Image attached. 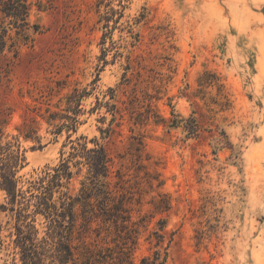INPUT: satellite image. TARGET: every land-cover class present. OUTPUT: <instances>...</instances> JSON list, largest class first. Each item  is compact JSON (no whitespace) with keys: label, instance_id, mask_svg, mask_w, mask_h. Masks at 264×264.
I'll use <instances>...</instances> for the list:
<instances>
[{"label":"rangeland","instance_id":"1","mask_svg":"<svg viewBox=\"0 0 264 264\" xmlns=\"http://www.w3.org/2000/svg\"><path fill=\"white\" fill-rule=\"evenodd\" d=\"M29 1L39 30L0 55V145L27 198L70 160L55 221L25 211L44 263L264 264V0ZM5 157L0 264H23Z\"/></svg>","mask_w":264,"mask_h":264},{"label":"trees","instance_id":"2","mask_svg":"<svg viewBox=\"0 0 264 264\" xmlns=\"http://www.w3.org/2000/svg\"><path fill=\"white\" fill-rule=\"evenodd\" d=\"M31 9L32 4L29 0H0V28L2 29V33L0 34V55L7 47H11L12 49L15 48L20 38L27 39L29 37L27 34L29 29L33 28L35 31L39 30L40 26L38 24H31L28 20ZM7 20L8 24L15 29L18 40L10 34L9 29L12 28L5 25ZM83 95L84 94L79 95L78 100H80ZM69 119L70 122L63 123L60 129L66 127L76 131L78 119L70 116ZM0 151L2 154L6 155L3 160H5V165L7 166V170L3 173L1 188L7 192L9 203L12 204V210L16 209L18 221L23 220V224L21 226L18 224L17 227V243L21 247L22 262L23 264H45L42 257L43 253L39 250V246L35 241L36 229L33 224L34 220L32 219L28 223H25L30 217V214H26L25 211L30 207L32 198L36 197V210L34 213H45L55 221L56 216H59V214L57 212V207L54 205L53 197L55 190L63 186V179L72 177L69 164L70 160L63 161L53 172L48 171L38 180L31 181L29 191L33 192L34 190H38L39 193H32L31 198H27L24 192L18 189V180L15 178L16 170L13 169L21 160L19 151L15 153V150L12 149V145H8L7 147H2L0 145ZM76 156L86 158L90 164L91 171H94L97 175L101 173L104 177H107L109 159L104 147H100L99 149H88L87 146L83 144H80V147L73 146V152H71L70 157L73 158ZM24 204L25 206H23ZM16 205H18V208H15ZM0 208L7 210L3 205H0ZM62 208L73 220V203L65 200L62 202ZM2 245V239L0 237V247ZM66 247V249H68V254L71 255L70 245H66ZM161 257V250H156L152 258L150 256L144 257L142 259V264H163L166 260V256L162 260ZM63 263L67 264L68 261H64Z\"/></svg>","mask_w":264,"mask_h":264}]
</instances>
